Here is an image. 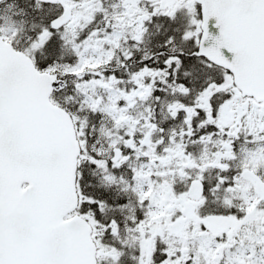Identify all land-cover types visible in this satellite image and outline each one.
I'll list each match as a JSON object with an SVG mask.
<instances>
[{"label":"snow or ice","instance_id":"obj_1","mask_svg":"<svg viewBox=\"0 0 264 264\" xmlns=\"http://www.w3.org/2000/svg\"><path fill=\"white\" fill-rule=\"evenodd\" d=\"M0 264H264V0H0Z\"/></svg>","mask_w":264,"mask_h":264}]
</instances>
